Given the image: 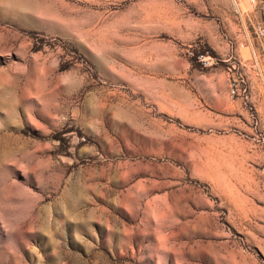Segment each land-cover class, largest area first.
<instances>
[{"label": "rangeland", "instance_id": "rangeland-1", "mask_svg": "<svg viewBox=\"0 0 264 264\" xmlns=\"http://www.w3.org/2000/svg\"><path fill=\"white\" fill-rule=\"evenodd\" d=\"M256 24L264 0H0V264H264Z\"/></svg>", "mask_w": 264, "mask_h": 264}, {"label": "built area", "instance_id": "built-area-1", "mask_svg": "<svg viewBox=\"0 0 264 264\" xmlns=\"http://www.w3.org/2000/svg\"><path fill=\"white\" fill-rule=\"evenodd\" d=\"M254 31H255V34L257 36H263L264 35V26L261 25V24H256L255 27H254ZM197 58L200 61H202V62H207V60L205 58V55H203L201 53L197 55ZM229 88H230V93L231 94H235L237 92V88L235 86L234 80H230V82H229Z\"/></svg>", "mask_w": 264, "mask_h": 264}]
</instances>
